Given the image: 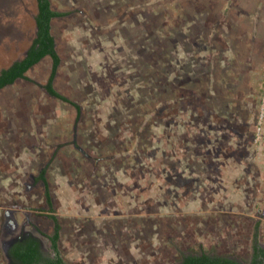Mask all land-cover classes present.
Listing matches in <instances>:
<instances>
[{
    "label": "rangeland",
    "instance_id": "1",
    "mask_svg": "<svg viewBox=\"0 0 264 264\" xmlns=\"http://www.w3.org/2000/svg\"><path fill=\"white\" fill-rule=\"evenodd\" d=\"M53 62L0 91V264L24 228L71 264H176L264 246V0H52ZM36 0H0V71ZM46 170L54 202L49 210ZM22 230V231H23Z\"/></svg>",
    "mask_w": 264,
    "mask_h": 264
},
{
    "label": "trees",
    "instance_id": "2",
    "mask_svg": "<svg viewBox=\"0 0 264 264\" xmlns=\"http://www.w3.org/2000/svg\"><path fill=\"white\" fill-rule=\"evenodd\" d=\"M37 10L34 16L35 38L26 51V54L11 63L8 67L0 71V91L15 84L19 80L27 79V73L45 58H50L53 62V69L45 85V90L51 97L75 107L80 116V106L67 96L63 95L55 87V78L61 64V57L57 51L55 37L52 33L53 21L69 15L68 12L57 10L52 5V0H36ZM36 181H41L44 185V195L46 203L51 211H54V202L47 181L46 170H43ZM54 228L49 236L54 257H47L43 254L40 244L33 237L16 242L10 249V255L14 264H71L67 261L60 248L62 225L58 217L51 215ZM258 226L253 235L252 256L249 264H264V246L259 241ZM176 264H242L241 262L224 255L209 254L201 252L199 254L181 255Z\"/></svg>",
    "mask_w": 264,
    "mask_h": 264
},
{
    "label": "flooded vegetation",
    "instance_id": "3",
    "mask_svg": "<svg viewBox=\"0 0 264 264\" xmlns=\"http://www.w3.org/2000/svg\"><path fill=\"white\" fill-rule=\"evenodd\" d=\"M48 205V204H47ZM49 207V206H48ZM49 210H50V207H49ZM50 214H49V218H50ZM54 216V215H53ZM23 230V229H22ZM20 231V234L19 235H17L14 239H12L10 242H8V249H7V255H6V251H5V248H4V252H5V256L8 258V260L10 261V264H14V262H13V260H12V257H11V255H10V249L12 248V246L16 243V242H18V241H21V240H24V239H26V238H29V237H33V238H35V239H37L38 240V242H39V244H40V247H41V250H42V252H43V254L45 255V256H47V257H54V255H55V253H54V251H53V249H52V244H51V242H50V245H51V250H52V254H50V255H48L47 253H46V251H45V249H44V244H43V242H42V240H40L38 237H36V235L35 234H33V233H31V232H29V231H26V229L24 228V230L23 231ZM48 241H50V239L48 238ZM6 246V245H5Z\"/></svg>",
    "mask_w": 264,
    "mask_h": 264
},
{
    "label": "water",
    "instance_id": "4",
    "mask_svg": "<svg viewBox=\"0 0 264 264\" xmlns=\"http://www.w3.org/2000/svg\"><path fill=\"white\" fill-rule=\"evenodd\" d=\"M7 249H8V243L5 246L6 255H7Z\"/></svg>",
    "mask_w": 264,
    "mask_h": 264
}]
</instances>
